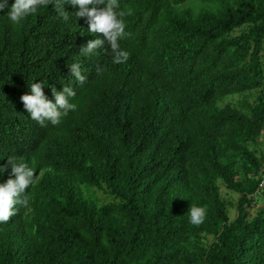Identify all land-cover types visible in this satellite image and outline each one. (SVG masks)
Instances as JSON below:
<instances>
[{"label": "trees", "instance_id": "1", "mask_svg": "<svg viewBox=\"0 0 264 264\" xmlns=\"http://www.w3.org/2000/svg\"><path fill=\"white\" fill-rule=\"evenodd\" d=\"M118 0L129 59L85 56L79 6L52 4L20 24L0 10V166L34 170L27 206L0 222V264H264V0ZM2 2V0H0ZM91 7V6H90ZM102 7V6H101ZM80 63L84 84L71 75ZM101 68L99 73L97 68ZM70 86L77 110L41 126L20 97ZM258 91L246 112L219 100ZM253 148V149H252ZM11 168L0 174V183ZM237 194L228 219L218 182ZM96 188L111 201L88 197ZM206 211L190 222L191 207Z\"/></svg>", "mask_w": 264, "mask_h": 264}, {"label": "clouds", "instance_id": "2", "mask_svg": "<svg viewBox=\"0 0 264 264\" xmlns=\"http://www.w3.org/2000/svg\"><path fill=\"white\" fill-rule=\"evenodd\" d=\"M49 4L54 6V10L65 21L69 19V13L63 6L65 4L79 6V11L75 15L86 19L89 25L88 31L93 34H102L104 39L89 40L81 48V53L85 56H91L96 54L98 49H103L106 40L110 46V50L106 51L112 55L113 63L121 64L129 59L130 54L121 50L120 47V40L129 34L125 32L124 20L119 18L124 13L117 12L118 0H15L7 16L13 24L18 25L30 15L35 14L41 6L47 7ZM5 7H7V0H2L0 10ZM96 71L99 73L102 69L98 67ZM70 72L76 81L84 84L87 77L82 75L80 63H73L70 66ZM30 91L31 94H24L20 99L30 117L41 126H45V121L58 126L62 118L77 110V104L70 100L76 96V92L70 86H65L59 92L53 88L55 103L45 96L42 83L33 82L30 85ZM8 167L11 168L9 178L5 183H0V222H8L12 216L16 215L17 205L27 206L26 190L35 181L34 170L26 163H18L16 158L10 156L7 164L0 166V174L7 171ZM205 214L203 207H191L190 222L193 225H200L204 221Z\"/></svg>", "mask_w": 264, "mask_h": 264}, {"label": "rangeland", "instance_id": "3", "mask_svg": "<svg viewBox=\"0 0 264 264\" xmlns=\"http://www.w3.org/2000/svg\"><path fill=\"white\" fill-rule=\"evenodd\" d=\"M213 5L214 3L212 0H187V2L181 7V9L188 8L194 14H197L203 9H208L210 7H213ZM257 95H258V91H253V92L245 93L243 95L229 96V97H225L219 100L217 105L218 107L221 108L224 105L229 104L230 106L238 110L246 112V106L254 102ZM256 155L263 160V164H264V136L261 137L258 142V148L256 150ZM261 177L263 179V184L261 185V188H263L264 187V166L262 169ZM218 186H219L221 199L225 204V209L228 215V219L230 221H233L236 216V203H237V199L239 196L233 192L226 190L224 185L220 181L218 182ZM87 193H88V197L95 200L98 205L103 204V203H108L111 201V198L108 196V194L96 188L89 189ZM257 208H264V196L262 195L258 196L256 206L254 208H251V214H255Z\"/></svg>", "mask_w": 264, "mask_h": 264}]
</instances>
